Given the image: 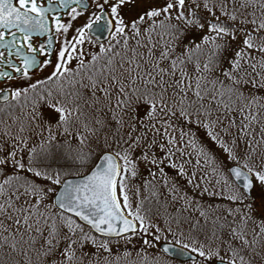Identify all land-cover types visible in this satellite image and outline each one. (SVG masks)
Listing matches in <instances>:
<instances>
[{
	"label": "snow or ice",
	"instance_id": "snow-or-ice-1",
	"mask_svg": "<svg viewBox=\"0 0 264 264\" xmlns=\"http://www.w3.org/2000/svg\"><path fill=\"white\" fill-rule=\"evenodd\" d=\"M92 3L98 11L63 42L53 66L49 33L66 36L71 24L52 14L63 12L76 20ZM192 31L203 34L199 42ZM40 37L47 42L36 45ZM90 38L99 50L86 63L81 46ZM73 60L78 67H70ZM49 67L50 75L27 87L0 91V105H7L0 107L4 115L12 114V101L20 105L23 99L25 110L31 104L27 128L0 133V264H101V258L118 264L132 253L113 260L109 245H129L138 237L141 258L144 248L160 244L169 254L179 243L180 255L192 253L206 264H264V211L254 217L253 206L244 203L251 198L253 181L264 185V170L249 163L264 143L252 142L253 125L260 123L264 132V121L257 119L264 117V0H0V81L19 77L31 82ZM57 82L59 89L49 87ZM41 103L58 115L39 133L41 150L57 141L55 131L65 144L70 145L69 137L76 141L73 162L82 167L93 152H101L80 182L64 180L61 171L43 161L35 166L37 148L23 134L40 127ZM201 127L238 165L228 173L239 191L225 192L229 206L224 208H193V199L166 171L186 178L200 196L217 195L185 171L193 153V167L209 166L213 172L219 167L199 140ZM233 129L237 137L249 138L251 151L243 163L230 146L236 141L223 139ZM181 158L183 164L177 165ZM141 163L147 172L142 184L157 205L154 213L145 207L139 187L135 207L129 196ZM165 232L189 242L170 243Z\"/></svg>",
	"mask_w": 264,
	"mask_h": 264
},
{
	"label": "trees",
	"instance_id": "trees-1",
	"mask_svg": "<svg viewBox=\"0 0 264 264\" xmlns=\"http://www.w3.org/2000/svg\"><path fill=\"white\" fill-rule=\"evenodd\" d=\"M190 35L194 38H196L197 42H199V37L203 35L202 33H197L195 31H192ZM105 46H108L105 44ZM82 49L85 53L87 63L88 60L91 58L93 54H98L99 45L94 44L92 41L85 42L83 44ZM122 51V50H121ZM70 67H78V61L73 60ZM61 82H57L55 84L49 85V87L59 89ZM67 87V85L65 84ZM31 95L29 97V100L31 99ZM25 101L22 99L21 104L18 105L14 101L15 107L12 109L11 115H4L3 113H0V133L4 131H11L13 134L16 133L17 129L24 125L26 128L28 126L29 122V113L31 112V104L29 103L28 109H22L21 105ZM38 113L43 115L46 111L51 112L50 109H47L42 103L37 106ZM146 112V109H142L140 111V116L143 118L144 114ZM54 114V113H53ZM56 116V120L58 119V115L54 114ZM42 116L41 120L37 121V123L40 125L39 128H35L34 130L25 131L23 134L25 137H29V146L37 148V160H36V167L40 166V162L43 161L44 165L47 166L52 171H61L63 174V179H66L68 177L72 176H79L87 172V170L95 163L97 157L101 154L100 151H95L90 155V158L87 162L86 166H81L77 163L73 162V159L77 157V153L79 151V146L77 145L75 140H72L70 137L68 138L70 141L69 144H65L64 140L65 137L62 135H59L58 132L54 131V134L57 135V141L54 144L46 145L45 148L46 151L41 150L38 145L41 142V136L39 135L40 131L45 127V123L42 122ZM258 120L264 121V117H257ZM55 120V122H56ZM55 122L52 124L54 125ZM48 124V123H47ZM227 124V121H225V125ZM261 124L257 123L252 126V137H253V143L256 145L261 140H264V132L260 131ZM235 129L232 130L233 135L229 136H223V139L225 143H230L232 140H235L236 143L234 145H230L233 147V150L235 151L237 158L240 160V163H243L244 157L251 151L246 147V141L249 139L247 137H237L235 135ZM45 137L47 136V132L44 133ZM223 135V134H222ZM200 142L206 147L207 150H209L210 154L215 158L217 165L219 167L215 172H213V169L209 166L204 167H193V164L196 160V154L193 153L191 157H189L190 160L193 161L192 164H188L185 166V171L188 173H195V175L198 177L199 180L197 182L201 183L204 182L203 186L201 187H210V189H213L217 192V195L215 197H208V196H200L198 195L199 191H195L190 188V186L187 184L186 178L183 179L182 177H179L176 175V173L171 169H166V171L169 172V175L175 180L177 185L180 188V191L182 193H186L190 198L193 199L194 203L192 204V207H198L199 205H219L221 208L229 206V202L226 199H223L225 192H232V191H239L230 181L228 175H227V168L228 166L232 164H236L234 161H230L227 153H225L218 145L213 143L205 134L204 129L201 127L198 133ZM256 151H259L258 155L253 156L252 160L249 161L250 164H254L255 167L258 169L259 164L261 160L264 161V156L262 154L264 153V143H259V146L256 147ZM85 151H87V148H85ZM25 160H27V152L25 151L23 153ZM183 159L181 158L179 160H176L177 165L183 164ZM237 165V164H236ZM196 169V170H195ZM22 175H27L26 173ZM147 177V172L144 167V165L141 163L140 165V175L136 178V180L131 181L130 188L131 191L129 192V196L131 200L133 201V207L136 206V203L138 202V197L136 195L137 188L139 187L140 190V198H143L145 200V207H151L153 210V213L155 212V208L157 205L151 200L148 199V190L143 186L142 181ZM223 177L224 179H227L229 182V186L225 185L221 179ZM221 180V183L216 184V181ZM38 184H44L45 181H37ZM159 185H157V189L159 190ZM261 190H263V185H260ZM259 188V189H260ZM264 191V190H263ZM52 194H49L47 197V200L49 203H51ZM249 200L246 199L247 204ZM180 205L177 204L175 207H179ZM231 207L234 208H240L243 209V205L241 204H233ZM169 212H172L173 215L176 213L174 212L173 206L169 205ZM252 212L254 217H259L260 212L256 211L252 207ZM152 213H150L151 215ZM195 214V213H193ZM218 214V213H217ZM184 216H188L189 212H184ZM157 225L164 229L166 227L165 223L161 220L156 221ZM173 232L176 231L175 225L173 224ZM187 231V228L184 229ZM165 239L168 240L170 243L176 242L180 239H183L184 243H188L189 241L186 238H178L175 236H171L168 233H164ZM146 239H151V237H144ZM179 245V243H175ZM158 245V244H157ZM110 248L113 249V256L111 259L115 260L118 257H121L122 254L126 251H130L132 253L131 257L129 259H120L118 264H182L177 263L171 260H168L164 256H162L157 249V246L155 248H144L143 249V258H141L140 255H137V253L141 250L143 247L140 243V238L134 239L131 244L126 245L124 242H121L120 244L112 243L109 245ZM91 251L92 249L89 248ZM107 255V254H104ZM214 262V261H213ZM212 262V264H213ZM101 264H107L106 261L101 258ZM185 264H206V262L202 261L200 258H198V261L195 263H185Z\"/></svg>",
	"mask_w": 264,
	"mask_h": 264
},
{
	"label": "flooded vegetation",
	"instance_id": "flooded-vegetation-1",
	"mask_svg": "<svg viewBox=\"0 0 264 264\" xmlns=\"http://www.w3.org/2000/svg\"><path fill=\"white\" fill-rule=\"evenodd\" d=\"M15 2V0H14ZM44 2V0H42V3ZM98 11V8L96 6L95 3H92L91 6H90V10L88 12H86L85 15L81 16V17H86L87 18V21H88V17L89 15L92 13V12H97ZM52 15H60L61 16V22L65 25H68V24H72V20L70 19L69 15L66 14V13H53ZM80 18V17H79ZM78 18V19H79ZM76 19V20H78ZM87 21L80 27L82 28L86 23ZM51 20H49V25L51 26ZM78 28V29H80ZM77 29V30H78ZM77 34V31L75 33L74 36H76ZM49 35H51L53 37V47H52V52H53V56H52V61H53V66L55 64V57H56V51L58 50L59 46L67 39L71 36V27L69 28V31L68 33L65 35L63 34H55L54 32H50ZM73 36V37H74ZM44 41L45 43L47 42V37H40V38H36L34 40V43L36 45H39L41 43V41ZM72 40V38L70 39V41ZM41 59H43V57H41ZM17 64H19L20 62L19 61H15ZM50 69H53L52 67H49L47 69H45V71L43 73H39L38 75H34L33 77V80L31 82L29 81H24L22 79H20L19 77H17L16 79L12 80V81H0V91L4 90V89H12V90H16L20 87H27V84L29 83H32V82H35V80L37 79H40L42 77H46L48 75H50ZM5 71H10L9 69H6L5 68ZM18 81H22V84L20 85H16L15 83H17ZM13 102V101H12ZM14 104V103H13ZM0 107H7V105H0Z\"/></svg>",
	"mask_w": 264,
	"mask_h": 264
},
{
	"label": "rangeland",
	"instance_id": "rangeland-1",
	"mask_svg": "<svg viewBox=\"0 0 264 264\" xmlns=\"http://www.w3.org/2000/svg\"><path fill=\"white\" fill-rule=\"evenodd\" d=\"M130 17L128 15H125V19H129ZM87 21V18L85 17H80L78 20H72V24H71V36L69 38H67L66 40L70 41L71 38H73V36L75 35L76 31L78 28H80L85 22ZM63 46V43L59 46L58 50ZM53 69H50V74L52 72ZM16 85H20L22 84V81H18L17 83H15ZM28 86V84H27ZM42 116V122H47L48 124H53L56 120V116L49 111H46ZM256 153L258 154L259 151H256ZM256 156V155H254ZM259 156V155H258ZM262 156H264V153L262 154ZM259 164V169L260 170H264V161L261 160L260 162H258ZM229 167V166H228ZM196 170V169H195ZM187 172V171H186ZM188 173V172H187ZM189 174H192L191 172ZM199 177V176H198ZM183 179H185L184 177H182ZM197 182V181H196ZM188 184V183H187ZM204 182H201V186H203ZM189 185V184H188ZM254 190H252L251 193V199H249L248 203H250V205L253 206V208L258 211H264V188L263 190H261L260 188V184L254 181ZM191 189L195 190V191H199L198 189H195L194 187H192L191 185H189ZM207 187V186H206ZM210 188V187H209ZM260 188V189H259ZM246 201V200H245ZM245 204H247V202H244Z\"/></svg>",
	"mask_w": 264,
	"mask_h": 264
},
{
	"label": "water",
	"instance_id": "water-1",
	"mask_svg": "<svg viewBox=\"0 0 264 264\" xmlns=\"http://www.w3.org/2000/svg\"><path fill=\"white\" fill-rule=\"evenodd\" d=\"M105 39H107V36H105ZM103 41H101V43H102ZM99 159V158H98ZM97 159V160H98ZM97 162V161H96ZM96 162H95V164H96ZM94 164V165H95ZM94 165L92 166V168L86 173V174H84V175H82V176H78V177H72V178H67V179H65V180H72L73 182H80L83 178H84V176H87V175H89L90 173H91V171L93 170V167H94ZM232 167H237V166H231L230 168H232ZM228 175H229V177H230V179L232 180V182L237 186V184L233 181V179H232V177L230 176V174L228 173ZM237 188H238V186H237ZM239 189V188H238ZM250 196H251V193H250ZM87 226H85V228H86ZM160 247H161V245H159V247H158V249H159V251L165 256V257H167L168 259H171V260H174V261H177V262H183V263H185V262H195L196 260H197V257H195L192 253H187V252H184L183 253V255H180L179 253L182 251L181 249H180V247L179 246H177V245H174V248H173V253H169V254H164L161 250H160ZM215 264V263H214Z\"/></svg>",
	"mask_w": 264,
	"mask_h": 264
}]
</instances>
